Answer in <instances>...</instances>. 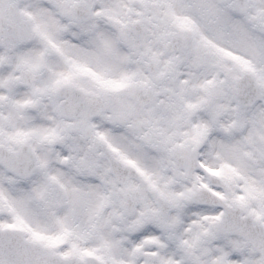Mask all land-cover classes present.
Segmentation results:
<instances>
[{
	"label": "snow or ice",
	"instance_id": "6c2138e0",
	"mask_svg": "<svg viewBox=\"0 0 264 264\" xmlns=\"http://www.w3.org/2000/svg\"><path fill=\"white\" fill-rule=\"evenodd\" d=\"M0 264H264V0H0Z\"/></svg>",
	"mask_w": 264,
	"mask_h": 264
}]
</instances>
